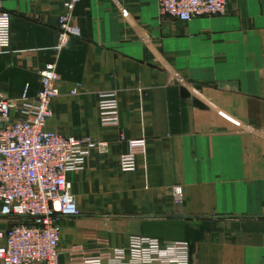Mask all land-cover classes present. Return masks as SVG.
Masks as SVG:
<instances>
[{
    "label": "crops",
    "instance_id": "crops-1",
    "mask_svg": "<svg viewBox=\"0 0 264 264\" xmlns=\"http://www.w3.org/2000/svg\"><path fill=\"white\" fill-rule=\"evenodd\" d=\"M63 1L0 9L10 32L0 92L20 101L27 87L32 99L55 63L47 129L107 145L67 175L80 215L60 221L59 264L108 258L131 236L186 242L190 264H264V0H229L224 15L186 23L161 16L156 0H81L80 37L58 51ZM110 91L119 120L102 124ZM127 153L134 172L119 168ZM16 222L0 217V231Z\"/></svg>",
    "mask_w": 264,
    "mask_h": 264
},
{
    "label": "built area",
    "instance_id": "built-area-1",
    "mask_svg": "<svg viewBox=\"0 0 264 264\" xmlns=\"http://www.w3.org/2000/svg\"><path fill=\"white\" fill-rule=\"evenodd\" d=\"M228 1L156 0L161 16L183 23L224 15ZM80 2L63 1L58 51L80 37V29L73 23ZM9 45V29L0 26V48ZM39 76L40 89L32 99L27 97V87L20 101L9 100L0 92V217L17 220L5 232L0 231V264H59L60 221L80 215L67 175L83 170L93 152H107L105 143L47 129L52 102L59 96L56 64L43 66ZM14 114L19 117L15 119ZM98 116L102 124L118 122L115 92L100 94ZM118 164L122 172H134L135 155L122 154ZM171 197L180 204L182 188L173 187ZM79 264H190V248L186 242L131 236L127 246L113 250L110 257L86 254Z\"/></svg>",
    "mask_w": 264,
    "mask_h": 264
}]
</instances>
